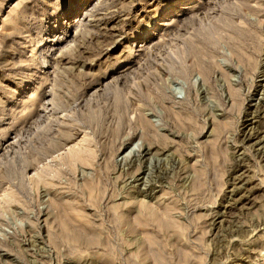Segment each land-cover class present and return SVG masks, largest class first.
Here are the masks:
<instances>
[{
	"label": "rangeland",
	"instance_id": "rangeland-1",
	"mask_svg": "<svg viewBox=\"0 0 264 264\" xmlns=\"http://www.w3.org/2000/svg\"><path fill=\"white\" fill-rule=\"evenodd\" d=\"M96 1L0 0V264H264V0Z\"/></svg>",
	"mask_w": 264,
	"mask_h": 264
},
{
	"label": "bare ground",
	"instance_id": "bare-ground-1",
	"mask_svg": "<svg viewBox=\"0 0 264 264\" xmlns=\"http://www.w3.org/2000/svg\"><path fill=\"white\" fill-rule=\"evenodd\" d=\"M97 5H98V1H96V0H80L79 5H77L76 7H74L71 10L69 16L67 17V20L64 21V24L61 25L62 29L66 30L67 32H70L72 29L79 27L85 20H87L89 13ZM181 5H183V2H180V5H178V6H181ZM179 8H181V7H179ZM80 9H82L84 11H82L81 17H80V19H78L79 21L76 20L78 22L76 24H74V22L72 23L70 21V20H72L71 15H72L74 10H75V12H78ZM182 9H184V8H182ZM59 40L60 39L56 40L55 38L53 39L51 37L50 41L47 43V47H45V49H43V51L45 50L47 52V54H49L50 52L52 53V52H55L56 50H58L57 46L60 44V42L64 41L65 39L64 40L61 39L60 41ZM41 54H42V52H41ZM249 136H250V134H249ZM79 158H81V157H79ZM82 160L90 161L91 157L89 156L87 159L85 157V158H82ZM238 179H240V178H238ZM59 219H60V225H61V227L65 233V238L69 242H71L73 245H75L77 247L86 246V247H90V248L98 247L101 245L100 232H99L100 230L97 229V227H95L94 225H92L90 220L87 217H85L81 213V211L76 210V208L74 206L70 205L69 209H66V211L63 213L62 217ZM71 221L72 222L74 221V222H77L78 224H80L81 225L80 230L77 231V230L72 229L73 227H71Z\"/></svg>",
	"mask_w": 264,
	"mask_h": 264
}]
</instances>
